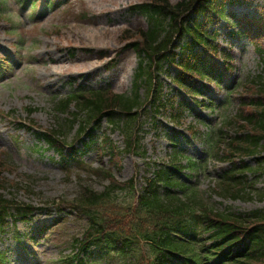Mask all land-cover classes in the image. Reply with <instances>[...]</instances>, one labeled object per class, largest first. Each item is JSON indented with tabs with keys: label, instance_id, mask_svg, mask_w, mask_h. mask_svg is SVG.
Returning <instances> with one entry per match:
<instances>
[{
	"label": "rangeland",
	"instance_id": "obj_1",
	"mask_svg": "<svg viewBox=\"0 0 264 264\" xmlns=\"http://www.w3.org/2000/svg\"><path fill=\"white\" fill-rule=\"evenodd\" d=\"M68 1L65 6L58 4L47 11L33 13L30 6L16 0H0V58L10 61L9 70L3 72L0 67V110L5 113L18 110L6 117L0 115V159L8 163L0 172V186L4 187L0 191L39 209L31 220L19 221L9 232L0 234V246L8 250L11 264H64V260L74 253V239L81 235L84 224L72 214L62 219L53 201L72 199L83 184L102 190L107 183L95 176L90 179L92 172L87 176L76 166L66 170L54 151L42 152L37 137L22 129L20 120L50 128L56 122L54 97L65 96L73 87H111L113 92L131 94L138 57L135 51L125 49V46L134 38L138 39V28L142 30L147 26L145 15L136 11L135 6L154 0ZM44 2L39 0L37 10H41ZM262 3L264 0H252L249 5H235L231 10L239 15L257 16V6ZM226 31L225 26L220 27V40L224 45L228 37ZM130 35L134 37L129 38ZM234 43L236 74L241 89L234 90L231 95L213 86L209 90L219 105L213 114L214 124L224 129L220 136L227 140L237 134L234 118L240 95L253 93L255 88L248 85L255 84L254 79L264 77V55L256 51L255 44L244 36L234 39ZM163 80L164 91L171 92L174 84L169 79ZM257 85L260 87V83ZM140 93L147 94L146 87H142ZM27 107H32L35 112L30 114ZM201 111L205 115L209 112ZM142 119H145L142 124L144 154L124 152L119 157L120 163L109 162L110 155L103 156L119 181L135 178L139 191H142L145 179L151 177L154 161H168V134H177L174 125L163 115H159L157 127L149 118ZM98 131V140L109 134L120 150L125 148L123 135L110 132L106 121ZM185 133L189 134L188 130ZM72 139H75V131L69 136V140ZM182 145L195 158L202 159L205 147L202 140L184 141ZM78 146L81 147L80 141ZM222 155L220 149L209 159L208 155L203 156L208 160L207 170L200 175L199 185L212 194L213 178L226 167L220 158ZM262 156L264 162V154ZM85 158L94 167L100 164L95 149L89 150ZM248 160L252 165L257 164L253 157ZM252 176L256 182L255 191L264 188V175ZM220 195L215 193L211 201L224 211L245 212L264 207V201L257 197L234 200L230 194ZM17 235L24 240L19 244L29 251L27 257L21 254L22 246L17 244Z\"/></svg>",
	"mask_w": 264,
	"mask_h": 264
},
{
	"label": "trees",
	"instance_id": "obj_2",
	"mask_svg": "<svg viewBox=\"0 0 264 264\" xmlns=\"http://www.w3.org/2000/svg\"><path fill=\"white\" fill-rule=\"evenodd\" d=\"M250 1L154 0L138 5L148 19V28L138 30L140 38L128 43L139 56L133 92H72L59 101L58 111L67 112L74 105L77 111L73 119L60 122L58 129L44 136L51 145H60L65 141V132L75 124L83 133L107 118L112 130L123 133L127 151L141 152L139 131L145 122L144 106V115L149 117L163 111L169 120H182L178 111L182 102L162 91L161 74L166 64L178 69L173 77L178 89L197 98L201 89L193 81L219 84L232 71L231 54L217 44L218 25H236L232 34L243 33L256 42L258 38L264 40V4L259 7V18L247 14L239 17L230 9ZM142 86L147 88L144 98L139 92ZM260 88L264 91V83ZM254 106L260 111L246 112L242 119L254 124L257 134L247 143L236 145L233 152L254 154L264 150V96L255 99ZM107 145L111 161L120 163L116 146ZM181 158V152H176L171 165L159 167L138 198L134 179L121 182L110 169L96 168L95 175L108 180V185L103 190L83 187L70 203L86 220L84 235L78 240L82 249L96 245L107 256H121L122 264H264V209L246 214L217 209L193 182L181 176L180 169H188L193 176L202 164L191 159L183 163ZM262 167L263 163L255 169L244 161L234 163L224 175L225 180L216 184V190L234 199L253 198L254 184L244 174L253 170L262 174ZM256 194L264 200V189ZM31 209L8 201L0 193V227L6 217L24 215Z\"/></svg>",
	"mask_w": 264,
	"mask_h": 264
}]
</instances>
